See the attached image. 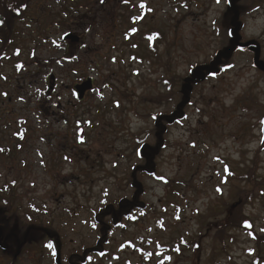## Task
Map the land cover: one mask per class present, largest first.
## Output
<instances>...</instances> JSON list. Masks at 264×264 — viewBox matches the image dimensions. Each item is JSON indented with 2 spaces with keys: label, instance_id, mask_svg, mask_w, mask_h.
<instances>
[{
  "label": "rangeland",
  "instance_id": "1",
  "mask_svg": "<svg viewBox=\"0 0 264 264\" xmlns=\"http://www.w3.org/2000/svg\"><path fill=\"white\" fill-rule=\"evenodd\" d=\"M239 2L247 8L234 3L244 47L218 61L224 70L192 89L186 119L164 132L153 118L175 110L192 67L212 65L229 46L227 0H26L22 16L6 22L0 205L10 201L8 218L16 212L24 224L28 216L53 227L60 264L95 246V213L132 195L126 177L143 164L135 152L139 140L163 145L150 154L157 177L142 180L145 214L123 221L105 254L92 253L83 264L264 262L262 202L241 211L259 241L236 228L215 242L209 228L233 187H243L244 172L255 169L264 178L261 131L253 128L264 106L245 109L252 101L264 105V72L253 66V49L264 64V0ZM66 35L79 41L63 40ZM50 76L54 91L47 95ZM89 78L93 90L79 101L74 87ZM11 260L0 253V264H54L41 244Z\"/></svg>",
  "mask_w": 264,
  "mask_h": 264
},
{
  "label": "trees",
  "instance_id": "2",
  "mask_svg": "<svg viewBox=\"0 0 264 264\" xmlns=\"http://www.w3.org/2000/svg\"><path fill=\"white\" fill-rule=\"evenodd\" d=\"M234 3L238 5L237 8L239 11H241V8L239 7L242 6L241 2H239V0H234ZM242 7L243 9H247L244 6ZM26 8V0H13L12 4L7 3L4 0L0 2V22H2L0 23V39L2 41L4 35L8 34L6 22H8V20L20 18ZM225 31L227 30L225 29ZM148 39L152 40L150 38ZM226 46H228V44ZM228 48L229 46L216 53L214 60L215 63H213L212 65L196 66L191 68L189 77L186 78L181 85L182 100L177 104L175 110L169 113L168 116L160 114L159 116H155L153 118L156 122L155 125L158 127L156 129L157 132H164L167 127L179 124L186 119L185 109L188 104H190L189 96L192 89L199 85V83L203 82L205 79L209 78L208 73L210 72V70L215 69L217 71V74H220L221 69L222 71L224 70L221 67L222 64L219 65V63L217 62L221 59L227 60L229 58H225L224 56V51H226ZM253 51L256 52V58L253 66L259 72H264V64L259 59V53L257 52L259 50L253 49ZM231 53L233 52H230L229 55ZM218 54H220L219 58H217ZM218 67L221 68L219 69ZM199 77L200 80L198 81L197 78ZM187 83L191 85L190 91H186L185 89ZM255 106L262 107L264 105L260 104L258 101H252V105L246 107L245 109L250 110ZM256 127H260L261 147L262 149H264V142H262L264 141V117L260 118L256 122V124L253 125V128ZM18 135H22V133H18L17 137H19ZM154 135L155 131L153 132V136ZM20 138L22 139V137ZM20 138H18V143L21 142ZM17 147L21 148L19 144L17 145ZM157 148H163L161 140L157 141V143L152 146H146L142 140H139V142H137L135 152H137L139 158L144 161L142 165L131 167V173L126 177L128 186L133 189L132 195L128 199H123L120 202L105 205L103 209H100L99 213H95L94 225L99 233V238L96 241L95 246L93 248H87L86 250H84V253H82V255L78 256L77 258L74 254L70 255L69 259L66 261V264H83V261L92 253L103 256L105 254V250H103V247L109 243V235L111 234V232L114 229L121 227L122 222L129 220V218H131L133 215L137 213L145 214L146 203H143L142 201V196L145 192V186L143 187L144 183L142 180L146 176H149L151 178L157 177L155 171L156 165H154L152 156L150 155ZM148 151L150 153H146ZM254 170L248 169V171L244 172L242 175L241 180L243 182V187L247 186V188L244 189L243 187H233L234 193L230 197L231 200H229V202H226L227 204H224L222 202L224 205V212L222 213V217L219 218V222L215 224L211 223L209 225V228H213L215 230L213 241H219L222 243L223 238L228 235L226 233V230L230 232L236 228L248 233L255 241H259V238L254 231L252 221L241 215V211L243 209L242 206H251V203L254 200L260 201L264 204V178L259 179L258 177H255ZM1 203L0 228L2 229V238L0 240H2V242L8 246V249L6 251L0 249V253L3 256H10L12 259L11 263H14L15 259L24 248L39 244H41L42 247L48 248L47 245L51 244L53 247L49 249L52 252L54 264H60L62 256L59 251V239L58 235L55 232L56 230H54L53 227L49 225L37 226L36 224L32 223L28 216L27 219L29 220V222H27L28 224H24L21 221V218L16 216V212H13L14 215H11L8 218L6 214L12 210L10 201L2 199ZM2 221H4V223L6 222L5 225L2 223ZM181 245L183 246L185 245V243H181ZM194 246L195 249L193 251L197 255V258L199 247L196 244H194ZM255 264H258V262ZM260 264H264V262L261 261Z\"/></svg>",
  "mask_w": 264,
  "mask_h": 264
},
{
  "label": "water",
  "instance_id": "3",
  "mask_svg": "<svg viewBox=\"0 0 264 264\" xmlns=\"http://www.w3.org/2000/svg\"><path fill=\"white\" fill-rule=\"evenodd\" d=\"M227 5H228V8L232 14V19H231V22H230V30L228 31V36L230 38V47H231V50H226L225 51V58H228L229 57V52L231 51H234L235 47H241V45L239 44V40H240V37L239 35L237 34L239 28H240V23L238 21L239 19V12L237 11V8L235 7L234 5V0H227ZM63 40H69V41H72V42H75V41H79L78 38L76 37H73L72 35H66L63 37ZM217 57H220V54L217 55ZM219 63V62H218ZM216 75V70H210L209 72V76H215ZM198 81L200 80V78L197 79ZM54 79H53V76H50L49 78V86H48V89H47V95L51 94L53 91H54ZM186 91H190L191 89V86L190 84H186ZM92 90V80L89 78L87 79L85 82L79 84V85H76L74 87V91L75 93L77 94V100L81 101L85 94L89 91ZM2 235V229L0 228V237ZM4 250H6L8 247L7 246H4L2 247Z\"/></svg>",
  "mask_w": 264,
  "mask_h": 264
},
{
  "label": "bare ground",
  "instance_id": "4",
  "mask_svg": "<svg viewBox=\"0 0 264 264\" xmlns=\"http://www.w3.org/2000/svg\"><path fill=\"white\" fill-rule=\"evenodd\" d=\"M229 50V49H228ZM224 55H225V51H224ZM50 78V77H49ZM48 86H49V79H48ZM4 246H7V245H5V243H3V244H1L0 245V249H2V250H4L2 247H4ZM8 247V246H7ZM8 249V248H7ZM6 249V250H7ZM6 250H4V251H6Z\"/></svg>",
  "mask_w": 264,
  "mask_h": 264
},
{
  "label": "snow or ice",
  "instance_id": "5",
  "mask_svg": "<svg viewBox=\"0 0 264 264\" xmlns=\"http://www.w3.org/2000/svg\"><path fill=\"white\" fill-rule=\"evenodd\" d=\"M101 2H103V0H101ZM125 2H127V0H125ZM0 23H2V22H0ZM262 142H264V141H262ZM93 227H95V225H93ZM47 247L52 248L53 246L51 244H49V245H47ZM177 251H178V249H177Z\"/></svg>",
  "mask_w": 264,
  "mask_h": 264
},
{
  "label": "flooded vegetation",
  "instance_id": "6",
  "mask_svg": "<svg viewBox=\"0 0 264 264\" xmlns=\"http://www.w3.org/2000/svg\"><path fill=\"white\" fill-rule=\"evenodd\" d=\"M239 31H240V29H239ZM239 44H240V42H239ZM241 46H242V44H240ZM242 47H244V46H242ZM246 47V46H245ZM239 48V47H238ZM229 50H231V47L230 48H228ZM237 49V47H235V50ZM240 49V48H239ZM1 238V237H0ZM0 243L1 244H3V242H2V240H0Z\"/></svg>",
  "mask_w": 264,
  "mask_h": 264
}]
</instances>
